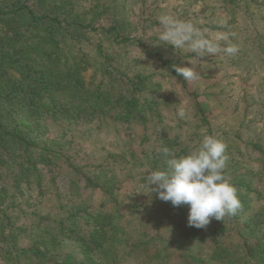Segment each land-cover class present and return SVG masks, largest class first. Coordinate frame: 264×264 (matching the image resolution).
I'll return each mask as SVG.
<instances>
[{
    "label": "trees",
    "instance_id": "1",
    "mask_svg": "<svg viewBox=\"0 0 264 264\" xmlns=\"http://www.w3.org/2000/svg\"><path fill=\"white\" fill-rule=\"evenodd\" d=\"M187 13L179 10L176 17L190 20ZM146 31V24L132 20L127 0H0V264H116L123 235L131 229L120 210L122 182L109 169L102 175L81 161L66 127L97 121L148 130L156 119L164 121L167 111H177L169 85L176 80L187 90L188 81L174 67L184 61L177 51L169 54L166 47L172 45L151 46L148 40L156 41L157 34L146 37ZM132 47L149 68L138 56L131 58L134 67L125 64L128 56L121 55ZM198 72L203 79L212 77ZM219 96L220 91L195 87L191 122L180 118L185 134H169L161 126L148 167H162L157 150L164 146L182 155L197 148L204 135H214L226 145V178L238 189L242 208L196 228L188 226L187 204L174 207L155 193L146 202L127 204L131 214L146 206L180 218L172 238L157 240V231L137 230V245L148 253L155 245V260L168 259L167 249L180 243L182 234L191 247L187 264H264V144L242 123L215 125L219 116L209 100ZM54 123L66 127L56 132ZM111 157L129 162L123 154H110L107 162ZM107 162L99 168H108ZM59 179L66 181L68 194L57 195L67 199L68 209L64 216L43 214L34 197L45 199ZM84 188L100 189L105 197L99 205L87 198L77 202ZM235 227L242 242L231 247L226 242ZM70 244L78 250L75 258L62 252Z\"/></svg>",
    "mask_w": 264,
    "mask_h": 264
},
{
    "label": "rangeland",
    "instance_id": "2",
    "mask_svg": "<svg viewBox=\"0 0 264 264\" xmlns=\"http://www.w3.org/2000/svg\"><path fill=\"white\" fill-rule=\"evenodd\" d=\"M240 6H235L230 0H127L129 13L132 20L141 24H146V37L151 34H158L160 25L152 24L151 20H158L162 14L168 13L177 16V12L187 9V17L206 27L209 34L215 36L218 32L227 31L230 34V42L238 46L239 52L235 56L218 54L214 56H205L202 60L196 59L197 70L212 76L210 79H203L199 76L195 81H188L187 90L183 89L182 83L174 80L169 87L173 90L172 100L176 101L177 111L166 112L164 121L156 119L150 125L148 130L143 127H128L126 124L109 122L101 125L97 121L83 123L79 125L55 124L53 128L56 132H62L64 127L68 130V137L74 140V150L81 152L80 160L89 162L97 170H102L104 175L107 169L111 176L122 182L119 191L121 201L120 210L126 216V221L130 225V233L123 235L124 243L118 247L116 264H187L188 252L191 247L187 246L185 236L179 234L181 242L173 244L167 249L168 259H154L152 254L155 252V245L151 247L150 253L146 252L145 246H138V231L146 230L153 235L157 231V240L163 237L176 235L180 218L178 215L170 216L169 213L158 211L157 214L146 206L139 209L134 214L129 213L127 204L143 203L148 199V194L142 190L140 185L143 183V177L149 171L148 164L155 159V144L160 137L157 130L161 126L167 128L169 134L176 132L183 133V125L178 110L183 107L188 117L182 119V122H191L193 101L190 98L191 92L195 87L208 91L212 94L221 92L222 96L217 99H210L211 107L214 108V115L219 116L215 125L243 124L250 137L260 144H264V0H238ZM248 8V11H246ZM225 19L226 28H220L218 21ZM157 23V22H156ZM145 33V32H144ZM151 46L157 45L156 41L148 40ZM223 44V42H221ZM169 54L172 55L176 50L170 46L166 47ZM178 52V51H177ZM184 61V66H191L190 60L194 59L193 53H177ZM125 59V64L129 65L131 58L138 56L141 59V66L150 67V63L141 56L136 47L123 53L121 58ZM131 67L135 66V61L130 62ZM214 76V77H213ZM180 95H179V94ZM227 116V117H225ZM147 132V134H146ZM149 136L148 140L144 139ZM110 154H123L129 160L127 163L115 162ZM264 158V157H263ZM263 160V159H262ZM107 162L108 168L99 165ZM255 170H259L260 163L257 161ZM114 172V173H113ZM131 174L128 176V174ZM113 174V175H112ZM110 175V174H109ZM50 192L45 199L35 198L43 214H57L64 216L68 207H64L67 199L60 198L57 192L68 194L66 181L56 182L55 186H49ZM149 189H147L148 191ZM83 197H77L76 201L81 202L83 198L93 199L94 203L100 204L105 197L100 189L82 190ZM260 203V202H259ZM146 205V203H144ZM141 206V205H140ZM189 226V225H188ZM87 227L84 225V232ZM128 241V242H127ZM242 242L238 231L232 229L227 244L231 247H237ZM67 245L63 248L64 254H71L74 258L78 250ZM210 244L201 245L200 250H205ZM162 246L157 241V249ZM79 258V257H77Z\"/></svg>",
    "mask_w": 264,
    "mask_h": 264
},
{
    "label": "clouds",
    "instance_id": "3",
    "mask_svg": "<svg viewBox=\"0 0 264 264\" xmlns=\"http://www.w3.org/2000/svg\"><path fill=\"white\" fill-rule=\"evenodd\" d=\"M158 22L157 43L172 45L183 54H194L191 66H174L175 72L185 81L198 79L196 59L221 53L235 56L239 52L238 46L230 42L227 31L212 36L201 24L168 13L160 15ZM217 23L220 28L227 27L225 19ZM177 115L181 119L188 117L183 107ZM157 156L162 167L147 171L142 186L150 191L141 192L150 196L155 193L159 199L171 202L174 207L189 205L190 227L204 228L213 218L224 221L225 217L237 215L242 208L238 189L226 178L228 157L226 145L221 139L211 134L204 135L199 146L186 154L177 155L164 146L157 150Z\"/></svg>",
    "mask_w": 264,
    "mask_h": 264
}]
</instances>
